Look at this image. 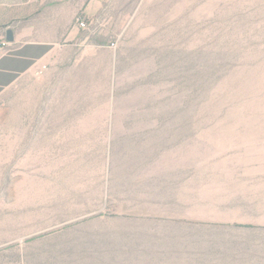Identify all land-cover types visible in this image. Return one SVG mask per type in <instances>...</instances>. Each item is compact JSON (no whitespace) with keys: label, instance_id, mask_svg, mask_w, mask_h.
<instances>
[{"label":"rangeland","instance_id":"374dc122","mask_svg":"<svg viewBox=\"0 0 264 264\" xmlns=\"http://www.w3.org/2000/svg\"><path fill=\"white\" fill-rule=\"evenodd\" d=\"M77 18L0 103V264H264V0Z\"/></svg>","mask_w":264,"mask_h":264},{"label":"crops","instance_id":"0c3cea01","mask_svg":"<svg viewBox=\"0 0 264 264\" xmlns=\"http://www.w3.org/2000/svg\"><path fill=\"white\" fill-rule=\"evenodd\" d=\"M108 16V0H2L0 31L12 29L15 40L0 32V103L5 93L29 73L55 60L57 42L72 38L78 16L89 21Z\"/></svg>","mask_w":264,"mask_h":264},{"label":"built area","instance_id":"2783aa9c","mask_svg":"<svg viewBox=\"0 0 264 264\" xmlns=\"http://www.w3.org/2000/svg\"><path fill=\"white\" fill-rule=\"evenodd\" d=\"M77 25H78V27L80 28V29H86L88 26H89V20L86 18V17H84V16H80V17H78L77 18ZM6 45V43H1L0 44V47L2 48V47H4ZM46 67H43L42 69H40V70H38L37 71V74L38 75H40V74H42L43 72H44V69H45Z\"/></svg>","mask_w":264,"mask_h":264},{"label":"water","instance_id":"95a60500","mask_svg":"<svg viewBox=\"0 0 264 264\" xmlns=\"http://www.w3.org/2000/svg\"><path fill=\"white\" fill-rule=\"evenodd\" d=\"M14 40H15L14 31L12 29H8L6 33V41L12 43L14 42Z\"/></svg>","mask_w":264,"mask_h":264}]
</instances>
